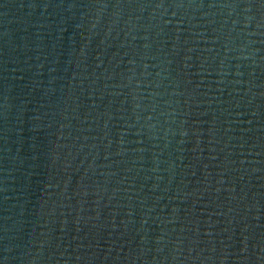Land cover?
Instances as JSON below:
<instances>
[{
  "label": "water",
  "instance_id": "1",
  "mask_svg": "<svg viewBox=\"0 0 264 264\" xmlns=\"http://www.w3.org/2000/svg\"><path fill=\"white\" fill-rule=\"evenodd\" d=\"M0 264H264V0H0Z\"/></svg>",
  "mask_w": 264,
  "mask_h": 264
}]
</instances>
